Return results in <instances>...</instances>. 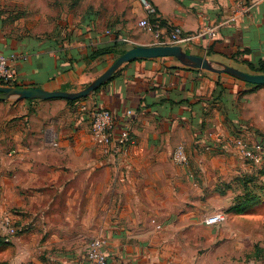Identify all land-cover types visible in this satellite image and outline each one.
<instances>
[{"label":"crops","instance_id":"1","mask_svg":"<svg viewBox=\"0 0 264 264\" xmlns=\"http://www.w3.org/2000/svg\"><path fill=\"white\" fill-rule=\"evenodd\" d=\"M151 1L153 25L192 32L221 23L186 50L248 72L264 60V0ZM22 4L0 0V51L27 54L15 62L21 86L78 90L120 50L147 45L131 36L145 15L139 0H43V25ZM117 42L116 52L90 58ZM113 76L74 103L0 101V220L17 229L5 241L0 228V264H87L97 236L107 240L108 264H264V231L243 248L246 234L232 224L249 210L230 209L240 188L225 184L253 165L215 138L264 141V85L175 57L138 58ZM96 108L115 114L117 130L131 124L138 143L128 160L103 153L91 129ZM179 144L187 165L172 159ZM216 211L227 220L208 235L205 218Z\"/></svg>","mask_w":264,"mask_h":264},{"label":"built area","instance_id":"2","mask_svg":"<svg viewBox=\"0 0 264 264\" xmlns=\"http://www.w3.org/2000/svg\"><path fill=\"white\" fill-rule=\"evenodd\" d=\"M139 3L145 12V15L138 20V25L143 30L153 32V44L158 45H181L185 49L196 40L204 36H214L217 28L221 25L203 26L196 31H185L181 26L174 25L171 28H163L160 22L154 25L150 22L152 16H157L158 11L151 0H139ZM248 11V8L245 9ZM27 58L26 53L22 52H1L0 51V85H15L18 83L17 70L15 62ZM127 115H133L131 109L126 110ZM91 129L94 138L102 146L105 155L113 158L115 161H124L132 154V150L137 145L138 140L133 132L130 123H126L117 130V118L108 108H97L91 116ZM209 137L214 138L212 133ZM219 143H224L233 147L245 159L253 164H260L263 160V144L261 142H252L247 138L230 136L223 139L218 135L215 137ZM173 161L178 165H187L190 161L189 153L184 144L175 147L172 154ZM227 215L223 211H216L205 218L207 225H217L225 222ZM0 228L5 232V241H11L16 235L17 229L10 217L6 216L0 220ZM107 240L102 236L93 238L87 245L86 258L87 264H108V258L105 253Z\"/></svg>","mask_w":264,"mask_h":264},{"label":"water","instance_id":"3","mask_svg":"<svg viewBox=\"0 0 264 264\" xmlns=\"http://www.w3.org/2000/svg\"><path fill=\"white\" fill-rule=\"evenodd\" d=\"M175 57L182 65L208 70L218 74H229L254 85H264V73L244 71L223 61L188 52L181 45H135L120 54L114 62L87 86L78 90H48L40 86L0 85V101L27 99H69L87 97L106 83L125 63L138 58Z\"/></svg>","mask_w":264,"mask_h":264},{"label":"rangeland","instance_id":"4","mask_svg":"<svg viewBox=\"0 0 264 264\" xmlns=\"http://www.w3.org/2000/svg\"><path fill=\"white\" fill-rule=\"evenodd\" d=\"M21 1L23 2L22 8H25L24 11L22 12V14L25 15L27 18H29V21L32 18L33 20H39V22H41L43 25V0H21ZM117 5L119 6V4H117ZM39 30H43V26L41 27V24H40ZM132 30H133V33L131 36L135 40L144 41L145 43H147V45L153 44L152 40L149 39L150 36H151V38H153V32H151L149 30H146V31L143 30L138 25V23H136L135 28ZM130 45L135 46V45H139V44L134 43V44H130ZM80 101H83V99H81ZM9 102H11V101H9ZM260 142H263V144H264V141L262 139H260ZM263 157H264V150H263ZM260 166H262V165H259V166L256 165L254 167V172H255L254 174H256V177H254L255 179L253 181L256 182L257 187L263 186V184H264V175L262 174L263 172L260 173V171L262 170ZM238 192L239 191L235 192V196ZM262 199H263V197H261V200ZM261 200L259 202V205L254 206V207L251 206L248 213L245 214L247 216L241 218L239 221L233 222V224H232L235 226H239L240 231H242L243 234H246L245 240H243L245 242V244L243 246V248H245V250H248V248L250 249L252 242L254 240L255 241L259 240L260 242L262 241V239H257L258 234H259L258 231H264V204L261 203ZM207 226H208V229H207L208 235L214 234L215 232L211 231L212 228L209 227V225H207ZM199 227L202 228L203 226L199 225ZM249 232H253L252 234H256V236H255L256 238L254 237L250 241L251 238L249 237V235H247Z\"/></svg>","mask_w":264,"mask_h":264},{"label":"trees","instance_id":"5","mask_svg":"<svg viewBox=\"0 0 264 264\" xmlns=\"http://www.w3.org/2000/svg\"><path fill=\"white\" fill-rule=\"evenodd\" d=\"M151 18H153V16ZM118 35H119V33L117 32V36ZM119 45L120 44L117 42V43L113 44L112 46L100 48V49L94 51L90 55V58L91 59H95V58H97L100 55H106V54L111 53V52H116V48ZM125 50H127V49L124 48V49L120 50L118 53L122 54ZM187 51L191 52L190 50H187ZM249 67L251 68V71H253L254 73H264V60H259L257 63H249ZM117 73H118V71H117ZM15 85L21 86V84H19V83H16ZM103 85H105V84H103ZM252 85H254V84H252ZM102 86H100L97 90H95V92L98 91ZM254 86L255 87H260L261 85H254ZM221 91H223V90H221ZM221 91H219L218 96L221 95ZM85 98L86 97L79 98V99H76V100L67 99L66 101L68 103H74L76 101H79V100L85 99ZM214 98L216 99V97H214ZM27 100L34 101L36 99H27ZM233 135L234 136H238V137L246 138V136L240 135V134H233ZM256 142H260V141H256ZM261 143L263 144V142H261ZM203 147L207 149V147L205 145H203ZM263 147H264V144H263ZM247 161L251 165H253L252 166L253 168L256 165H258V166L262 165V166H260L261 169H262L260 171V173L263 172L262 174L264 175V157H263V160H262V162L260 164H253L249 160H247ZM254 173L255 172H254V169H253V172H251V174L249 173V174H244V175H241V176H238V177H234L229 182H225V184H229L230 186L231 185H235V187H239L240 188V190H238L239 192L235 196L234 205L230 208L232 211H235L236 213H244L245 211H248L251 208V205L259 203L260 200H261V197L264 198V184H263V186L257 187L256 182L253 181L255 179L254 177H256V174H254Z\"/></svg>","mask_w":264,"mask_h":264}]
</instances>
